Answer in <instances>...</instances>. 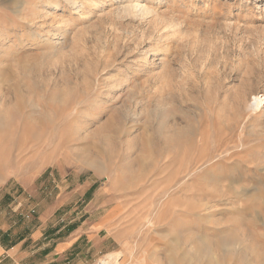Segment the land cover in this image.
I'll return each mask as SVG.
<instances>
[{
  "label": "rangeland",
  "instance_id": "374dc122",
  "mask_svg": "<svg viewBox=\"0 0 264 264\" xmlns=\"http://www.w3.org/2000/svg\"><path fill=\"white\" fill-rule=\"evenodd\" d=\"M16 208L100 229L89 264H264V0H0Z\"/></svg>",
  "mask_w": 264,
  "mask_h": 264
},
{
  "label": "crops",
  "instance_id": "0c3cea01",
  "mask_svg": "<svg viewBox=\"0 0 264 264\" xmlns=\"http://www.w3.org/2000/svg\"><path fill=\"white\" fill-rule=\"evenodd\" d=\"M14 211L0 209V264H89L105 239L100 242V229L93 225L67 229L65 237H59L62 228L51 224V215L45 211L28 234L27 227L20 223L22 212L17 208ZM86 237L91 243L79 244Z\"/></svg>",
  "mask_w": 264,
  "mask_h": 264
},
{
  "label": "bare ground",
  "instance_id": "6f19581e",
  "mask_svg": "<svg viewBox=\"0 0 264 264\" xmlns=\"http://www.w3.org/2000/svg\"><path fill=\"white\" fill-rule=\"evenodd\" d=\"M255 101L252 104L254 107H259L262 103L263 99L260 96H255ZM122 258V253L118 251L109 252L107 255H105L98 264H120Z\"/></svg>",
  "mask_w": 264,
  "mask_h": 264
}]
</instances>
